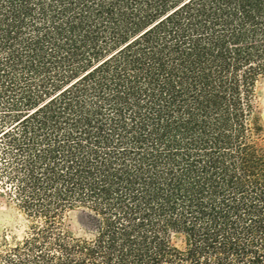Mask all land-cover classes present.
I'll list each match as a JSON object with an SVG mask.
<instances>
[{"label": "trees", "instance_id": "trees-1", "mask_svg": "<svg viewBox=\"0 0 264 264\" xmlns=\"http://www.w3.org/2000/svg\"><path fill=\"white\" fill-rule=\"evenodd\" d=\"M263 83L264 0H0V264H264Z\"/></svg>", "mask_w": 264, "mask_h": 264}, {"label": "rangeland", "instance_id": "rangeland-1", "mask_svg": "<svg viewBox=\"0 0 264 264\" xmlns=\"http://www.w3.org/2000/svg\"><path fill=\"white\" fill-rule=\"evenodd\" d=\"M257 103L262 111L264 126V83L257 89ZM262 145H264V139ZM79 220L78 214H71L66 219V229L73 236L87 237L80 227ZM25 225L23 215L16 210L6 192L0 187V247L4 238L11 242L14 237H20ZM171 242L173 246L179 249H183L187 245L186 237L179 233L171 234Z\"/></svg>", "mask_w": 264, "mask_h": 264}]
</instances>
